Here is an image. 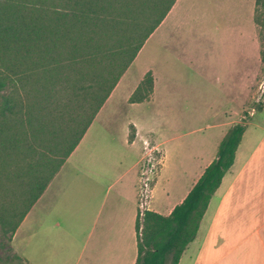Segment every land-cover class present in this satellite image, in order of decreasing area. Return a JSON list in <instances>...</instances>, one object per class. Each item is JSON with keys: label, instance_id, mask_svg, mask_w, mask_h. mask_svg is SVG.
<instances>
[{"label": "crops", "instance_id": "obj_1", "mask_svg": "<svg viewBox=\"0 0 264 264\" xmlns=\"http://www.w3.org/2000/svg\"><path fill=\"white\" fill-rule=\"evenodd\" d=\"M179 1L176 0L154 30L155 69L149 67L153 71L152 91L142 101L129 100L149 71L146 69L126 98L144 116L129 121L135 130L124 137L129 160L122 163L116 156L117 162L112 165L70 163L145 43L76 148L11 235L9 246L23 264H134L138 211L152 210L168 215L215 158L228 129L240 121L246 127L233 163L211 196L197 234L182 252L178 264H264V98L262 102L256 100L257 105L247 121L240 118L243 92L257 93L261 88L264 91V84L258 78L261 42L254 19L255 0H249L246 24L237 21L225 25L218 57L213 54L209 60L211 77L203 81L228 92L220 98L221 105L211 110L214 121L185 132L165 134L158 127L164 117L158 100L160 92L173 85L169 82L173 74L167 70L168 76L165 75L163 65L185 67L171 49L178 40L160 36L159 31ZM253 58V64L246 62ZM168 101L173 106L169 115L171 123L194 120V115H188L192 106L183 102L185 111L180 112L176 98L170 97ZM66 167L76 168L84 177L78 175L69 180ZM21 229H25L26 246L17 247L15 240Z\"/></svg>", "mask_w": 264, "mask_h": 264}, {"label": "trees", "instance_id": "obj_2", "mask_svg": "<svg viewBox=\"0 0 264 264\" xmlns=\"http://www.w3.org/2000/svg\"><path fill=\"white\" fill-rule=\"evenodd\" d=\"M175 2L0 0V229L10 237ZM254 19L264 64V0H255ZM152 86L148 71L129 100L146 99ZM245 127L228 129L168 215L138 211L134 264H178Z\"/></svg>", "mask_w": 264, "mask_h": 264}, {"label": "rangeland", "instance_id": "obj_3", "mask_svg": "<svg viewBox=\"0 0 264 264\" xmlns=\"http://www.w3.org/2000/svg\"><path fill=\"white\" fill-rule=\"evenodd\" d=\"M248 3L249 0H180L169 21L161 27L160 36L174 37L178 40L171 49L178 55V59H181L183 63L181 66L185 67L182 69L176 64L174 66L170 64L168 67L166 64L163 65L165 75H167V70L173 74V79L169 78L170 84L173 85L168 84L169 87L160 92L161 96L158 100V108L164 114L160 120L162 122L158 123L162 133L177 134L191 127H202L214 121L215 114L211 110L221 105L220 98L228 92L217 90L203 79L211 77L212 69L209 60L213 54L218 57L216 55L219 50L218 44L220 38L225 35V25L237 21L246 24L249 13ZM149 37L121 80L111 101L107 106L105 105L106 108L94 122L87 139L81 145V150L70 161L71 164L112 165L117 162L116 156L122 163L129 160L124 137L127 132L130 135L135 131L129 121L137 117L142 119L144 116L140 108L127 103L129 101L126 102V98L132 87L135 88L139 82L143 71L147 69L152 75L153 71L149 67L155 69V31ZM246 62L253 64L255 58L248 59ZM158 66L161 67L160 60ZM258 78L260 84H264V64L261 62ZM262 90V88L259 89L257 93L256 91L243 92L240 118L244 121L250 118V113L257 105L256 100L262 102L264 98ZM60 94L67 97L64 92ZM170 97L176 98L175 104H179L177 108H180V112L185 111L186 105H182L183 102L192 106V112L188 115H194V120H184L179 124L171 123L169 115L172 114L173 106L168 105ZM152 111H155V107ZM66 168L68 170H65V174L69 180L75 179L78 175L84 177L76 168ZM24 234L25 229L24 231L21 229L15 240V246H26ZM9 245L10 232L0 229V264H23L16 258L18 253L14 252L16 253L14 255Z\"/></svg>", "mask_w": 264, "mask_h": 264}]
</instances>
